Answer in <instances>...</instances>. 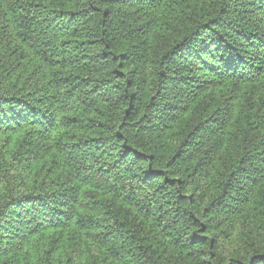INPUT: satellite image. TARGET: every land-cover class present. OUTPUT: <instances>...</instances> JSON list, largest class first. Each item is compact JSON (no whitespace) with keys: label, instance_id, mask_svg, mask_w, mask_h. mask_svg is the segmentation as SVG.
Listing matches in <instances>:
<instances>
[{"label":"trees","instance_id":"trees-1","mask_svg":"<svg viewBox=\"0 0 264 264\" xmlns=\"http://www.w3.org/2000/svg\"><path fill=\"white\" fill-rule=\"evenodd\" d=\"M0 264H264V0H0Z\"/></svg>","mask_w":264,"mask_h":264}]
</instances>
